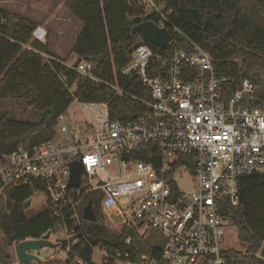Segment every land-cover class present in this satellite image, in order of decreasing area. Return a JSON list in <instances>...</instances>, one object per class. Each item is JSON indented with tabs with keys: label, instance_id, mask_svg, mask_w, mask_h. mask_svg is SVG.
<instances>
[{
	"label": "built area",
	"instance_id": "2783aa9c",
	"mask_svg": "<svg viewBox=\"0 0 264 264\" xmlns=\"http://www.w3.org/2000/svg\"><path fill=\"white\" fill-rule=\"evenodd\" d=\"M128 3L168 32L169 54L140 42L132 46L130 60L120 70L124 87L116 80L94 79L88 62L65 66L111 90L114 98L141 107L137 119L111 120L107 103L74 97L83 118L70 121L64 112L57 116L50 140L0 156V185L40 192L55 220L50 236L58 245L66 243L67 253L72 250L68 241L78 236L73 247L83 243L103 264H234L222 245L234 228L222 210L238 205L243 176L264 174V109L249 105L255 88L248 80H240L231 93L233 79L219 75L209 51L191 42L188 52L180 47V32L171 25V11L162 0ZM46 35L40 26L31 33L40 43ZM228 62L239 66L238 58ZM146 146L155 148L157 164L139 159V149ZM72 162L80 164L78 188H69ZM182 173L192 180L191 192L177 187ZM96 192L101 193L105 227L115 234L129 230L142 244L151 240L149 250L161 244L153 235L160 236V253H141L130 235L115 249L80 239L85 198ZM33 254L41 260V252ZM69 263L85 264L79 258Z\"/></svg>",
	"mask_w": 264,
	"mask_h": 264
},
{
	"label": "trees",
	"instance_id": "16d2710c",
	"mask_svg": "<svg viewBox=\"0 0 264 264\" xmlns=\"http://www.w3.org/2000/svg\"><path fill=\"white\" fill-rule=\"evenodd\" d=\"M129 0H66L64 8L81 25L72 53L81 62L92 64L91 76L104 83L115 80L124 87L126 79L120 70L130 60V48L138 42L147 45L154 52L169 54V47L158 49L133 34L132 29L140 23H157L153 16L142 17L133 9ZM171 11L169 21L179 32L177 42L184 51H190L191 42L212 55L218 63L219 75L233 79L228 85L231 93L240 80H248L255 88V95L249 105L253 109H264V0H162ZM11 16L0 9V101H25L30 95L38 97L31 104L40 113L35 123L14 121L8 113L0 115V156L11 154L17 146L30 148L50 140L54 135L57 116L66 112L74 97L81 102L107 103L110 119L122 123L137 119L141 109L125 98H114V93L100 83L80 76L67 68L63 62L43 58L45 44L32 41L29 49L28 22L18 19V33L8 30ZM26 24V26H25ZM11 33V36L9 34ZM238 58L237 64L229 63ZM257 91V92H256ZM230 94L226 96L229 98ZM139 157L145 163L159 161L152 146L139 149ZM138 152V153H139ZM38 190L12 188L0 185V264H12L13 244L25 240L40 239L48 231H54L55 220L49 208L33 220L26 217L23 205ZM101 193L89 194L96 223L83 221L78 232L80 239H86L93 247L115 249L122 239L132 236L141 246V253H160L163 239L153 235L161 243L149 250L151 240L144 244L129 230L120 234L108 231L103 225L99 209ZM222 216L229 220L239 243L246 246L243 253L228 251L226 254L234 264H264L257 257L264 244V174L243 176L239 183V203L236 207L223 206ZM60 249L65 252L67 244ZM90 247L80 243L67 253L68 262L47 260L39 264H70L79 258L85 264L92 263ZM36 264V263H28ZM103 264V263H99Z\"/></svg>",
	"mask_w": 264,
	"mask_h": 264
},
{
	"label": "rangeland",
	"instance_id": "374dc122",
	"mask_svg": "<svg viewBox=\"0 0 264 264\" xmlns=\"http://www.w3.org/2000/svg\"><path fill=\"white\" fill-rule=\"evenodd\" d=\"M65 1L66 0H0V2H3L4 4V6H2L3 9L5 8V10L9 12L8 14L13 18L11 22L12 25L16 24L18 19L22 18L25 20H36L37 18L40 20L42 18H48L50 20L49 27L52 31L46 36L44 43H42L45 44L44 53H50V50L57 48V46L61 47V45L64 50H68L75 40V33L72 28L69 29V37L65 40L63 39V36L59 34L58 28L61 27L62 29L68 24L64 21V18L70 15L64 8ZM57 20H60V22H57ZM65 63L67 66H73L75 61L67 60ZM37 100L38 97L31 94L25 101H0V115L8 113L16 122L35 123L38 121L40 113L34 109V106L31 104L35 103L36 105ZM66 113L70 121H78L83 118V114L75 101L72 102ZM182 174L183 177L177 180V187L184 193L191 192L194 189L192 180L188 174ZM45 210L46 205L44 204V197L42 195L34 196L31 198V203L26 211V217L31 221ZM113 221L117 222L118 220L117 218H114ZM106 228L108 231H112L111 228ZM49 239L54 246L52 248H44L40 251L41 260H50L52 256L53 259L51 260L60 262L64 261L67 258V252H63L60 249L54 235H51ZM222 245L224 249L233 250L239 253H243L246 248L244 244L239 243L237 240L235 231L232 235L226 238ZM11 251L14 254V245L12 246ZM257 257L264 261V255L261 251L258 253ZM92 263H100V257L96 252L92 253Z\"/></svg>",
	"mask_w": 264,
	"mask_h": 264
},
{
	"label": "water",
	"instance_id": "95a60500",
	"mask_svg": "<svg viewBox=\"0 0 264 264\" xmlns=\"http://www.w3.org/2000/svg\"><path fill=\"white\" fill-rule=\"evenodd\" d=\"M133 34H139L144 40L157 47L158 49H165L171 40L170 35L165 29H158L152 22H143L138 24L132 29ZM80 59H76L73 64V68H76ZM70 169V181L69 188H78L79 186V173L80 164L78 162H72L69 165ZM31 200H28L24 205L23 209H27L30 205ZM82 219L88 223H96V216L92 207L91 201H88L87 205L83 209ZM50 231L43 235L40 239H29L14 246V256L18 264H28V263H41V260L33 254V252H40L44 248H52L54 244L50 242ZM78 236L71 238L68 241V248L72 249V242L77 239ZM262 254L264 255V244L261 247Z\"/></svg>",
	"mask_w": 264,
	"mask_h": 264
},
{
	"label": "crops",
	"instance_id": "0c3cea01",
	"mask_svg": "<svg viewBox=\"0 0 264 264\" xmlns=\"http://www.w3.org/2000/svg\"><path fill=\"white\" fill-rule=\"evenodd\" d=\"M2 6H4V4H3V2H0V9L5 11V12H7V13H9L8 11L5 10V8L3 9ZM22 19L25 20L24 18H22ZM12 20H13V18L11 17L10 21L8 22V30L10 29L11 33L20 32L22 30V28L16 27L15 24L12 25L11 24ZM25 21L28 22V25H29V28H26V30H25V32H27L28 34L30 32L29 31L30 28H32L31 29V33H32L33 29L38 27V26L44 28L47 31L46 32L47 33L46 36H48L49 33L52 31L51 28L49 27L50 20L48 18H42L40 20L38 18L36 20L35 19L34 20H27L26 19ZM64 21L67 22L68 24L65 27H63L62 29H61V27L58 28L59 34L61 36H63V39L65 40L66 38L69 37V34H68L69 33L68 32L69 29L72 28L73 32L75 33V40H74L72 46H70V48L68 50H66V49L64 50L62 48V45H61V47L57 46V48H54V49L50 50V53L47 52L46 54H43V58H45V60L60 61V62H63L66 65L65 61H67V60H70V61L71 60H76V57L72 53V48L74 46V43L76 41V38H77L80 30H81V25L78 22H75V20L73 19V17L71 15L66 16L64 18ZM57 22H60V20H57ZM10 32H9V34L11 36ZM31 33H30V37H29L28 43H26L25 45L22 46L23 49H29L30 48L29 46H30L31 42L34 41L32 36H31ZM45 261H47V259L41 260V262H45ZM16 263H17V261L15 259L12 262V264H16Z\"/></svg>",
	"mask_w": 264,
	"mask_h": 264
}]
</instances>
